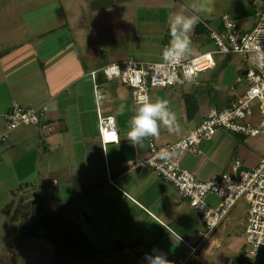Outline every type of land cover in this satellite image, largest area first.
Returning a JSON list of instances; mask_svg holds the SVG:
<instances>
[{
	"label": "crops",
	"instance_id": "crops-1",
	"mask_svg": "<svg viewBox=\"0 0 264 264\" xmlns=\"http://www.w3.org/2000/svg\"><path fill=\"white\" fill-rule=\"evenodd\" d=\"M17 1L20 0H0V6H8H4V14L0 11V28L4 27V37L16 38L7 48L0 43V134L4 132L5 114L12 103L22 108L45 105L47 110L40 123L18 126L0 143L3 227L15 230L28 222L12 208V201L18 194L33 189L37 192L32 193V198L51 195L63 210V224L80 230L90 245L80 255L84 264L103 261L146 264L144 256L151 248L170 259H186L185 264H205L211 259L213 246L229 237L231 248L236 252L241 250L233 264H257V255L248 258L245 254L244 225L239 237L232 235L230 229L235 227L234 219L229 216L232 208L212 232L201 237L203 227L198 213L186 199L178 196L173 186L152 169L131 167L136 158L148 156L149 142L159 146L178 140L195 128L210 109H217V103L224 100L230 103L236 98L233 86L225 98L214 92V87L222 90L226 79L217 65V54H211L213 65L203 69L193 83L184 81L149 90L152 102L168 101L180 131L161 126L157 136L139 144H132L127 138L128 119L135 109L130 90L117 81L105 80L100 70L127 59L157 61L162 47L168 43V16L173 11L192 3L200 7L196 13L200 21L188 34L192 51L193 47L198 50L203 47V32L221 29L222 14H228L239 30H250L254 12L264 7V0H110L102 7L93 0L85 20L87 31L81 32L84 38L78 43L64 22L48 20L52 19L48 14L47 24H35L22 36L18 33V21L22 22L23 17H19L22 10L15 9ZM68 1L71 5H85V0ZM50 2L39 12L59 4L67 5L66 0ZM25 5L27 2L21 0L19 7ZM8 12L11 23L4 25ZM57 34L58 44L56 40L51 43L50 37ZM211 51L203 50L188 57ZM92 71L96 72L95 81L102 94L99 114L115 119L117 143L100 144L89 78ZM121 104L127 105L124 115L117 112ZM248 139L217 130L200 143L197 153L183 154L180 165L199 180L228 172L233 160H239L243 168L249 169L264 155V148ZM39 190L45 193L41 196ZM204 201L212 207L218 202L213 195L206 196ZM15 238L11 235L0 239V247L10 245L9 241ZM189 247L194 248L193 252ZM237 258L240 262H236Z\"/></svg>",
	"mask_w": 264,
	"mask_h": 264
},
{
	"label": "built area",
	"instance_id": "built-area-1",
	"mask_svg": "<svg viewBox=\"0 0 264 264\" xmlns=\"http://www.w3.org/2000/svg\"><path fill=\"white\" fill-rule=\"evenodd\" d=\"M220 23V32H208V39L213 44L211 52L187 57L177 63H167L162 60L160 51L157 61L127 59L105 65L100 72L105 80L117 81L128 88L135 104L140 95L149 96L151 88L178 85L179 81H189V76L197 78L203 69L213 65L211 54H235L245 59L242 72L234 78L235 84L245 85L242 96H236L229 105L219 110L210 109L195 128L170 144L157 146L149 142L148 156L136 158L131 167L150 168L161 180L170 183L178 196L186 199L188 205L198 213L203 227L201 237L212 232L227 217L230 209L242 200L245 205L243 239L248 247L247 256L253 258L259 253L264 254V155L249 169L243 168L239 160H233L228 172L207 180L196 179L180 165L183 154L197 153L200 143L210 139L217 130L243 137L264 136V7L254 12V24L248 31L239 30L228 14L220 16ZM89 78L100 144L117 143L115 119L99 114L98 102L102 94L95 81L96 72H90ZM46 110L45 105L22 108L12 103L5 114V129L0 134V143L18 126L40 123ZM209 195L217 198L215 207L205 203V197ZM153 250L149 249L147 254H152ZM189 250L193 252L194 248L189 247ZM169 261L172 264L186 263V259L179 258Z\"/></svg>",
	"mask_w": 264,
	"mask_h": 264
},
{
	"label": "rangeland",
	"instance_id": "rangeland-1",
	"mask_svg": "<svg viewBox=\"0 0 264 264\" xmlns=\"http://www.w3.org/2000/svg\"><path fill=\"white\" fill-rule=\"evenodd\" d=\"M24 1L27 2L28 5H25L22 8L19 7V4L21 2L20 0L16 2L17 7H15V9L17 10H20V9L22 10V14L21 13L19 14L20 18L23 17L22 22H19L17 20L18 24L20 25V30H18V33H22V36L25 35L24 33H26L27 29L30 30L31 27L35 26V24H47L46 14H48L49 17H52V19H48V20H51V21L58 20L61 23L64 22L66 24L65 27H67L71 33L72 39H74L77 43L84 36L82 35V34H85L84 31H87L88 26L85 24V20H86V17H88L90 14L91 6L89 4H92L91 1L93 0H85L86 6L83 4L71 5L70 4L71 2L66 0L67 5L59 4L57 6H53V7H50V10L46 12L45 11L39 12V11H41L42 9L41 7L44 4L50 5L51 0H36V2L39 1V4L35 3L34 0H24ZM97 1L99 2H97L95 5H98L101 7L104 5L105 6L108 5V3L110 2V0H97ZM4 6H0V11L2 10L3 14H4V8L8 7L7 5L5 7ZM9 8L11 9L12 7H9ZM6 14H7L6 22L3 21L4 25H10L11 23L10 18H9L10 12ZM53 17H56V19H54ZM4 25H1V26H4ZM3 31H4V27L0 28V43L3 44L2 45L3 47L7 48L8 46H10L9 43H13L16 40V38H14L13 36L4 37ZM220 31L221 29L218 32ZM202 38H203V47H200L199 48L200 50H198L197 47H193L190 53L191 55H196L200 51H203V50L204 51L211 50V49L213 50V44L208 39V33L203 32ZM59 39H60V36L59 34H57V35H52L49 40L51 43H53V40L54 41L56 40L55 44H58L57 41ZM215 57L217 58V65L221 68V71L226 75V79H225V83L223 84L222 90H220L219 87H216V88L214 87V92L216 94L223 95L225 98V94L229 91L230 86H233L232 88L234 89V92L237 93V96H242L245 85L244 83L235 84L234 78L242 72L243 67L245 66V59L235 54H228V55L217 54ZM228 104H229L228 101L224 100V101H221L219 104L217 103L215 106L217 110H219L220 108H222L223 106L225 107ZM245 138H249L248 141L252 142L254 145L260 148H264V136L257 135L254 137H245ZM33 192L36 193L37 191H33V189H31V191L27 190V191L20 193V195L18 194V196L14 198L12 201V208L14 207V209L19 213V215L22 218H24V220L27 219L28 223H32L34 219H36V216H42L41 221L45 223L43 224L45 225V227H47V225L49 227L50 225L54 226V227H51L52 232L50 230H47V233H46V234L51 233L50 235H53V236L51 237L48 236L45 239L44 234L41 231H39V233H37L35 236L23 238L22 241H20L19 243L17 241V243L22 247V249H19L20 246L11 247V244H12L11 243L12 240H11L9 241L10 245H4L0 247V255L4 257L5 262H11L7 264H72L73 262H74L73 264H84V261L80 259V256L75 257V256H71L68 254L67 257L70 259V261L64 263L63 260H61L60 258L54 255V252L52 251V244L57 243V239L56 237H54V235L57 232L60 235L64 234L66 237V241L70 243V246H74V244L76 243V237H75L76 233L75 234L73 232L61 233V231L59 230H64V229H67L68 227L66 224H63V221H59V218L61 217V215L58 214V212L61 213L63 211L59 208V204H56L54 202L55 199L52 198L51 195H50V198L49 196L46 198V195L42 196L45 193L44 190L38 191L39 195L43 197V198L39 197V199L32 198ZM34 201H35V205H32ZM229 216L234 219L233 224L235 225V227L233 228L234 230L230 229L232 232V235L234 236V234H236L239 237L240 231L243 228L244 220H245V205L242 200H239L236 203L235 207L231 209ZM53 220L54 221L57 220V223L55 224ZM4 222H5L4 219L0 217V236H1L0 239L3 240L4 238L11 236V235H15L17 237L19 236V234L21 235V233L25 234L24 231L21 232L22 227L20 226H17L15 230H13V228L12 230L5 229V227H3ZM52 222L55 225H52ZM9 239H7V241ZM230 241H231L230 237L224 238L223 240L219 241L217 245L213 246L212 248L213 252L211 254V259H209L205 264H233L234 257L236 255H239L241 250L240 252H236L235 249L233 250V248H231L229 244ZM243 242H244V239H243ZM17 248L18 250L17 252H15L14 249H17ZM244 249H246L245 250V254H246L248 247L245 244V242H244ZM73 251H76V250H73ZM13 254H15L16 256H14ZM97 258H99V256ZM54 259L56 260L59 259V260L58 261L55 260L53 262ZM255 260L257 264L264 263V254L259 253L255 257ZM106 262L107 261H103L102 264H116V263H106ZM90 263H92V261H90ZM127 263L129 264L130 262H127ZM117 264H121V263L117 262Z\"/></svg>",
	"mask_w": 264,
	"mask_h": 264
},
{
	"label": "clouds",
	"instance_id": "clouds-1",
	"mask_svg": "<svg viewBox=\"0 0 264 264\" xmlns=\"http://www.w3.org/2000/svg\"><path fill=\"white\" fill-rule=\"evenodd\" d=\"M200 7L196 3L183 8L180 11H173L168 16L169 42L161 49L162 60L167 63H177L186 59L191 53L190 31L200 21L198 14ZM189 83L193 78L188 77ZM184 81H179L183 83ZM127 105L121 104L117 112L124 115ZM164 126L169 131L179 132L180 127L174 112L170 111L168 101L157 99L152 102L147 94L140 95L135 102V109L128 119L127 138L132 144H139L148 137H155L159 134L160 127ZM146 264H172L164 253L153 250L152 254H145Z\"/></svg>",
	"mask_w": 264,
	"mask_h": 264
},
{
	"label": "trees",
	"instance_id": "trees-1",
	"mask_svg": "<svg viewBox=\"0 0 264 264\" xmlns=\"http://www.w3.org/2000/svg\"><path fill=\"white\" fill-rule=\"evenodd\" d=\"M61 215V213H58ZM46 216V215H44ZM48 216V215H47ZM42 219V216H36V219H34V221L32 223H26L22 226V230L21 232H25V234H22L21 235L19 234V236H17L14 240H12V246L11 247H19L20 245L18 244L20 241H22L23 238H27V237H30V236H35L37 233H39V231H41L44 236H45V239L48 237V236H53V235H50L51 233H47V230H50L52 232V229L51 227H54V226H51L50 227L47 225V227H45V223H43L41 221ZM60 219L63 221V218L62 216L59 218V221ZM58 221V222H59ZM53 222L56 224L57 223V220H53ZM52 222V225H55L53 224ZM68 228L67 229H64V230H59L61 231V233H64V232H73L75 234V237H76V243L74 244V246H70V243L68 241H66V237L64 234H58L56 233L54 235V237H56L57 239V243L56 244H52V251L54 252V255L58 258H60L61 260H63V262H68L70 261V259L67 257V255H71V256H80L81 254H84L86 253L89 249H90V245L84 240V237L83 235L81 234L80 230H78L77 228H73V226H67ZM18 241V243H17ZM15 243V244H14ZM69 249V250H68ZM73 250H76V251H73ZM69 251V252H68ZM73 251V252H72ZM77 253V254H76ZM166 258L169 260L170 257L165 254ZM249 258V257H248ZM59 260V259H58ZM236 262H240L239 259L237 258L236 259ZM7 263H11V262H5V259L4 257H0V264H7Z\"/></svg>",
	"mask_w": 264,
	"mask_h": 264
}]
</instances>
